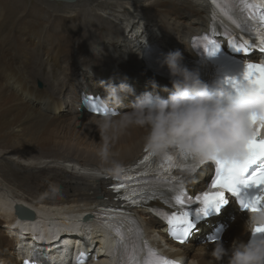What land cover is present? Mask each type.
<instances>
[{"label": "bare ground", "instance_id": "1", "mask_svg": "<svg viewBox=\"0 0 264 264\" xmlns=\"http://www.w3.org/2000/svg\"><path fill=\"white\" fill-rule=\"evenodd\" d=\"M210 19L205 0H0V264H19L21 253L48 264L71 261L80 245L94 247L83 264H108L113 239L98 237L95 226L86 234L90 227L79 216L113 202V164L125 169L140 159L147 129L120 127L133 94L106 117L80 108L79 93L90 89L107 97L105 83L124 77L134 91L143 90L153 76L140 60L142 42L158 41L186 55ZM18 203L34 217H15ZM234 209L230 203L219 215L228 226L220 240L226 249L247 241L245 218ZM147 210L132 212L150 240L162 238ZM202 236L173 244L172 256L228 264L227 256L214 260L216 242L197 239Z\"/></svg>", "mask_w": 264, "mask_h": 264}, {"label": "snow or ice", "instance_id": "2", "mask_svg": "<svg viewBox=\"0 0 264 264\" xmlns=\"http://www.w3.org/2000/svg\"><path fill=\"white\" fill-rule=\"evenodd\" d=\"M214 6L212 12V30L211 35H216L217 10L222 12L243 32H253L258 38L259 44L250 43L243 37H237L228 29L225 34L229 39L227 45L238 53L251 52L255 47H260L264 52V0H230L232 7L225 11L220 6L218 0H211ZM239 13L243 20H238L234 16ZM244 13H248L244 16ZM254 23V26H253ZM203 44L204 49L209 55H215L221 47V44L209 35H202L193 38V45ZM231 86L239 92L241 84L247 83L252 85L258 92L264 93V63L245 62V71L243 79H230ZM85 97V102H87ZM94 112L105 114L108 110L97 103L89 104ZM249 128L251 135L246 141L243 154L234 159L222 160L213 159L209 161L200 160L194 155L180 149H171L170 155L164 160L154 159L152 153L145 149L144 161H151L148 168L137 171L123 170L117 177L118 183L113 185V190L118 193V199H122L126 205L140 206L147 200L164 197L165 202L169 203L174 200L173 207L177 211L171 213L159 209H152L156 215L166 220L170 226V232L176 236L181 243L188 237L190 229L194 225L190 222L189 207L194 203L201 205L197 212H203L207 215L208 208L219 210L220 205L227 203L225 192L238 195L241 191L240 186L256 187L259 193L248 198L240 199L241 206L250 212H255L264 208V112H250L248 115ZM174 168L188 169V180L196 181L202 175H210V182L206 183L203 188L196 194L191 195L185 190V183L181 178L173 174ZM214 171V174H211ZM167 188L168 196L165 197L162 189ZM123 190V195L119 193ZM27 208L17 206L18 213H23ZM128 214L119 208H103L99 213L93 216L99 219L106 227L113 228L119 234V228L116 221H122ZM257 233H264V226H257L253 230V236ZM215 239V238H213ZM121 249L127 252L124 237L120 236V243L117 248L118 264H126L121 255ZM86 254L80 253L78 264H83ZM127 264H138L135 254L127 256ZM144 264H178L167 257L158 255L154 250L149 249L147 259Z\"/></svg>", "mask_w": 264, "mask_h": 264}, {"label": "clouds", "instance_id": "3", "mask_svg": "<svg viewBox=\"0 0 264 264\" xmlns=\"http://www.w3.org/2000/svg\"><path fill=\"white\" fill-rule=\"evenodd\" d=\"M182 59L179 50L163 56L161 63L167 67L172 85L171 90L164 89L168 96L151 92L137 96L120 127L146 128L144 146L155 157L166 158L173 148L205 161L240 157L251 135L248 115L253 111L264 112V93L247 83L241 84L239 92L232 86L226 89L223 83L213 90ZM126 80L124 77L116 84L110 79L105 83L107 97L118 106L125 95L134 93ZM150 83L153 88L157 86L155 80ZM104 126L109 125L106 122ZM113 171L118 175L121 166L114 163ZM257 226H264V208L250 212L245 231L253 233ZM211 255L215 261L227 256L228 264H264V233H257L247 241H234L230 249L217 241Z\"/></svg>", "mask_w": 264, "mask_h": 264}, {"label": "water", "instance_id": "4", "mask_svg": "<svg viewBox=\"0 0 264 264\" xmlns=\"http://www.w3.org/2000/svg\"><path fill=\"white\" fill-rule=\"evenodd\" d=\"M61 1H74V0H61ZM18 206V205H17ZM17 206H15V211H16V213L18 214V215H27V216H31V217H33V214L30 212V210L28 209V210H25L23 213H18V211H17ZM21 206V205H20ZM19 207V206H18Z\"/></svg>", "mask_w": 264, "mask_h": 264}, {"label": "rangeland", "instance_id": "5", "mask_svg": "<svg viewBox=\"0 0 264 264\" xmlns=\"http://www.w3.org/2000/svg\"><path fill=\"white\" fill-rule=\"evenodd\" d=\"M55 1H57V2H60L61 0H55ZM116 20V19H115ZM90 71H92V70H90ZM92 72H95V71H92ZM101 75V74H100ZM23 206V207H26V206H24V204H21V203H18V206ZM15 207H13V209H14ZM57 238V237H56ZM8 255H10V254H8ZM7 255V256H8Z\"/></svg>", "mask_w": 264, "mask_h": 264}]
</instances>
